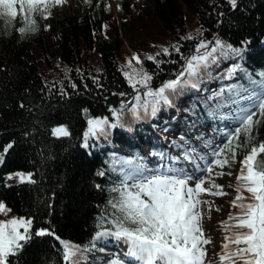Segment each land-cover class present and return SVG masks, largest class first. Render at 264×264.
Here are the masks:
<instances>
[{"label": "trees", "instance_id": "trees-1", "mask_svg": "<svg viewBox=\"0 0 264 264\" xmlns=\"http://www.w3.org/2000/svg\"><path fill=\"white\" fill-rule=\"evenodd\" d=\"M110 1L116 15L107 5ZM16 11L10 22L0 19V155H4L0 202L6 206L0 221H32L31 238L8 257L10 264H64L61 241L91 247L95 234L111 227L107 222L101 227L100 218L111 211L108 201L116 195L109 191L113 182L129 170L123 162L145 164L139 147L146 144L138 132L153 134L140 125L152 114L141 110L138 119L130 111L137 92L125 73L146 71L153 76L151 87L158 88L176 78L185 64L182 57L193 54L208 31L212 34L208 50L218 39L242 49L241 56L217 53V63L207 69L210 74L202 73L199 86L185 87L172 97L171 105L176 101L182 106L191 125L208 109V114L232 115L237 105L228 99L230 88L260 90L245 72L255 81L264 72V54L258 50L264 42V0H237L235 9L228 0H75L52 7L47 18L36 12L35 30L24 33L19 29L25 27L26 8ZM236 65L239 68L229 78ZM137 88L143 99L145 89ZM170 110L161 104L155 115L176 118ZM114 112L123 113L119 123ZM90 119H107L117 126L106 125L103 133L86 138ZM255 119L260 122L251 143L243 134L234 140L236 155L232 159L225 150L218 157L229 158L230 163L215 164L216 176L225 169L236 170L239 157L264 142V118ZM60 126L70 135H53ZM188 126L186 130L197 136ZM128 128L134 130L133 136L127 135ZM185 140L180 135L169 143L183 157ZM7 145L11 147L5 150ZM19 174L30 175L34 183H22ZM212 184L218 185L214 180ZM229 187L231 195L233 182ZM40 230L50 234L36 236ZM100 250L96 240L83 261L93 262Z\"/></svg>", "mask_w": 264, "mask_h": 264}, {"label": "snow or ice", "instance_id": "snow-or-ice-1", "mask_svg": "<svg viewBox=\"0 0 264 264\" xmlns=\"http://www.w3.org/2000/svg\"><path fill=\"white\" fill-rule=\"evenodd\" d=\"M62 2L63 0H19L22 8H26L23 17L25 27L19 31L24 33L35 30L34 14L40 12L47 18L51 8L61 5ZM228 2L233 9L237 7V0ZM17 3L18 0H0V19L9 18L10 22L11 18H15ZM176 51L179 52L178 47ZM164 52L168 54L167 49ZM241 52L242 49L225 45L218 39L211 50H208L206 43L200 42L193 54L182 57L185 64L176 74V78L164 81L155 89L151 87L152 74L135 69L131 73H125L130 87L137 92L134 97L137 103L130 111L139 119L141 110L145 114L150 110L154 115L161 104L171 106L172 97L180 94L185 87L197 88L203 78L202 73L210 74L207 69L217 63V53L220 56H227L229 53L241 56ZM133 60L137 64L141 63L137 56H133ZM238 68L239 65H236L230 69L229 78ZM245 75L251 84L259 86L260 91L250 90L243 85L229 89L228 99L237 105L234 110L236 127L233 131L225 133L228 137L227 143L213 150L216 157L223 156L226 150L234 159L236 153L233 141L243 134L248 138V143H251L253 130L260 122L255 117L264 118V72L258 73L260 81L253 80L247 72ZM137 85L145 89L143 99ZM21 107L24 105L21 104ZM114 115L119 123L123 113L114 112ZM88 125L86 138L95 136L98 132L103 133L106 125L117 126L109 125L107 119H90ZM53 135L59 138L70 133L66 127L60 126L53 130ZM10 147L11 145H7L5 150ZM261 154H264V142L252 146L241 162L236 176L237 183L234 185L237 195L232 205L239 211L235 215L230 214L228 220L223 223V229L228 235L224 237L223 251L218 257L219 264H264V155ZM153 155L165 158L164 153L154 152ZM185 158H190V155L186 153ZM123 163L128 165L129 170L122 171L120 179L113 182L109 191L116 195L108 201L111 211L100 218L101 227L105 222L111 227L98 232L91 242V247L61 241L64 264H83V254L95 248L96 240L108 236L127 245L123 258H113L108 264H216V261L208 257L205 247L211 241L205 237L203 229L200 206L204 201L200 196L224 195L222 186L212 184L211 187L217 189L213 192L204 187L207 181L202 175H188L182 169L173 167L153 170L142 163L133 165L131 160H125ZM229 163V158L215 160L218 167ZM203 171L210 173L211 168ZM19 179L22 183H34L30 175L26 177L19 174ZM243 192H247L248 197L241 195ZM5 210L6 206L0 202V212ZM31 227L32 221L29 218H12L7 222H0V264H10L8 257L16 255L23 247L21 242L31 238ZM34 234L44 236L50 233L40 230Z\"/></svg>", "mask_w": 264, "mask_h": 264}, {"label": "rangeland", "instance_id": "rangeland-1", "mask_svg": "<svg viewBox=\"0 0 264 264\" xmlns=\"http://www.w3.org/2000/svg\"><path fill=\"white\" fill-rule=\"evenodd\" d=\"M64 3L66 4H72L74 2V0H63ZM110 4V3H109ZM108 5V4H107ZM111 5V9L116 12L115 10V7L113 4H110ZM200 42H204L207 44V42L205 40H200L198 42V44ZM198 46V45H197ZM203 178L207 181L204 185L208 184L209 183V179L208 177L210 176L212 179H214V172H210V174H202ZM228 175H222L220 176L216 182L221 185L222 187L225 186L226 189H228V182H229V179H228ZM210 178V179H211ZM237 183V181H235V184ZM230 184V183H229ZM234 184V185H235ZM224 189V188H223ZM237 195V193L234 191L232 193V196H233V200L235 198V196ZM241 195L245 196V197H248V193L247 192H243L241 193ZM227 199H217V200H214V198H211L210 199V206L208 207V209H205L204 207L201 208L200 207V211H201V214H202V224H203V229H204V232H206V234L209 236L210 240H211V248H210V251L211 252H214L218 245L220 244L219 248H218V252H219V256L222 254V245L224 243V238H223V241L221 242V238L222 237H225L226 235H228L227 232L224 231L223 229V223L228 220V217L229 215H235L239 209L233 207V200L231 199L229 204H228V212L227 214L225 215V211H226V208H223L222 209V212H216L214 210V205L215 203L219 202V201H224L226 202ZM217 201V202H216ZM0 222H7V221H3L1 220ZM220 224V225H219ZM221 242V243H220Z\"/></svg>", "mask_w": 264, "mask_h": 264}]
</instances>
